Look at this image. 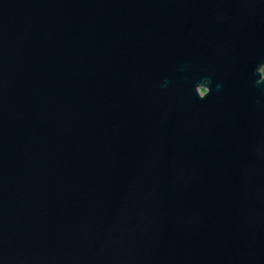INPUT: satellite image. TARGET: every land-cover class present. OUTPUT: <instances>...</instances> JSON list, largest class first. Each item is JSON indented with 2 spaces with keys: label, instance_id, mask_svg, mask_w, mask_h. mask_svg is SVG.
I'll return each mask as SVG.
<instances>
[{
  "label": "water",
  "instance_id": "95a60500",
  "mask_svg": "<svg viewBox=\"0 0 264 264\" xmlns=\"http://www.w3.org/2000/svg\"><path fill=\"white\" fill-rule=\"evenodd\" d=\"M263 66L264 0H0V264H264Z\"/></svg>",
  "mask_w": 264,
  "mask_h": 264
},
{
  "label": "rangeland",
  "instance_id": "374dc122",
  "mask_svg": "<svg viewBox=\"0 0 264 264\" xmlns=\"http://www.w3.org/2000/svg\"><path fill=\"white\" fill-rule=\"evenodd\" d=\"M260 71L262 72V75L264 76V66L261 68ZM204 92H205V90L204 89H201V93H204Z\"/></svg>",
  "mask_w": 264,
  "mask_h": 264
},
{
  "label": "clouds",
  "instance_id": "9594fccd",
  "mask_svg": "<svg viewBox=\"0 0 264 264\" xmlns=\"http://www.w3.org/2000/svg\"><path fill=\"white\" fill-rule=\"evenodd\" d=\"M209 92H210V88H209Z\"/></svg>",
  "mask_w": 264,
  "mask_h": 264
}]
</instances>
